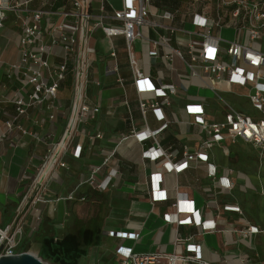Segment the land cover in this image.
<instances>
[{
    "label": "crops",
    "instance_id": "crops-1",
    "mask_svg": "<svg viewBox=\"0 0 264 264\" xmlns=\"http://www.w3.org/2000/svg\"><path fill=\"white\" fill-rule=\"evenodd\" d=\"M181 1L151 0V5L153 10L173 11ZM40 4L39 0L33 3L34 7ZM63 4L57 0L54 8ZM99 5V0H94L97 11ZM105 7L106 13L112 12L109 3ZM144 28L146 36H157L149 27ZM19 36L18 26L9 43L13 48L10 58L5 59L0 52L2 227L13 222L39 166L62 138L72 105L73 72L69 63L57 99H46L21 117L20 123L31 134L8 128L7 122L16 114V93L24 98L30 93L29 88L20 89L17 75L8 74L10 64L20 55ZM172 43L177 44L174 40ZM90 44L95 51L86 101L100 110L94 118L85 117L79 124L63 155L64 165L54 171L43 200L27 204L19 251H32L50 264H122L117 253L119 245L131 246L139 253L187 254L190 241L176 244V239L192 237V242L201 247L203 260L211 264H252L257 259L264 264V149L251 142L227 139L207 151L208 161L191 162L180 172L167 167L165 156L153 160L148 154L152 147L172 155V162L200 150L206 135L186 108L201 104L208 119L221 121L227 110L224 102L200 79L192 77L181 60L169 62L164 48L158 57H151V44L136 40V58L153 84L179 88L170 97V104L163 106V119L152 109L144 114L141 101L158 97L154 92L139 93L125 37H108L99 29ZM113 50L116 58L111 56ZM50 57L52 63L62 60L60 55ZM116 63L118 73L112 71ZM119 76L125 79L124 84ZM246 92L235 88L224 91L223 96L226 99L230 95L228 102L249 113L253 107ZM165 123L167 127L145 141L140 142L134 135L158 131ZM212 169L216 170L214 177L209 175ZM227 180L230 187L223 186ZM181 194L189 200L182 206L192 205L204 221H214L216 229L166 221ZM162 195L165 197H159ZM230 205L240 207L242 212L226 210ZM249 226L257 227L259 232L244 238L240 230ZM111 230L136 231L139 238L123 240L109 235Z\"/></svg>",
    "mask_w": 264,
    "mask_h": 264
},
{
    "label": "built area",
    "instance_id": "built-area-1",
    "mask_svg": "<svg viewBox=\"0 0 264 264\" xmlns=\"http://www.w3.org/2000/svg\"><path fill=\"white\" fill-rule=\"evenodd\" d=\"M34 1L0 0V33L10 18L9 13L20 27V55L10 64L8 74L10 77L18 76L22 83L20 89L30 90L27 98L16 93L13 99L16 114L7 126L31 134L20 123L21 117L46 99H57L69 63L73 72L72 105L62 138L49 149L39 166L13 222L6 227L0 226V255L21 252L19 245L24 233L27 204L43 200L54 171L64 165L63 155L79 124L85 117L94 118L100 110L86 101L89 68L95 51L90 40L99 29L108 37H125L133 80L139 93H156L158 100L141 101L144 114L152 109L163 119V106L170 104V97L179 88L174 84L159 87L153 84L136 58V40L151 44V57H158L162 47L169 62L181 60L191 76L200 79L204 87L225 104L227 110L221 121L208 119L201 104L188 105L187 112L195 116L196 123L206 135L200 150L186 153L180 161L172 162V155L162 148L152 147L148 154L153 160L165 156L167 167L180 172L191 162L208 161L207 151L227 139L251 142L264 149V0H191L184 13L180 9L153 10L151 0H120L119 8L113 5L114 0H99V12L93 7L94 0H62L63 6L56 9L57 0H39L41 4L38 7L32 6ZM105 3L111 5L112 12H105ZM107 19L111 22H106ZM187 24L194 29L187 30ZM144 27H149L157 36H146ZM225 30L231 31L232 37H224ZM172 40L177 44L174 45ZM56 55H60L62 60L52 63L50 56ZM111 56L116 58L117 53L113 50ZM112 71L118 73L117 63ZM118 80L124 84V78L119 76ZM235 88L247 91L246 96L257 114L245 113L224 98V91H234ZM167 125L165 123L158 131L146 130L134 135L142 142L157 135ZM209 175L216 176V170L212 169ZM223 186L230 187L229 180L224 181ZM31 193L36 194L33 199ZM182 202L189 203V200L181 194L173 205V212L166 215V221L178 225L194 224L206 230L216 229L214 221H204L199 210L192 205L184 207ZM225 209L242 212L238 206L230 205ZM258 232L255 226L240 230L244 238ZM109 235L123 240L139 238V233L127 230H111ZM192 239H176V244L190 241L187 254L139 253L127 245H119L117 253L122 257V264H211L203 260L201 247Z\"/></svg>",
    "mask_w": 264,
    "mask_h": 264
},
{
    "label": "rangeland",
    "instance_id": "rangeland-1",
    "mask_svg": "<svg viewBox=\"0 0 264 264\" xmlns=\"http://www.w3.org/2000/svg\"><path fill=\"white\" fill-rule=\"evenodd\" d=\"M190 1L191 0H182L181 1L182 3L180 2V5H179L180 7L178 9L181 10L180 11L181 13H184L187 10V7H188ZM113 5L115 6V8H119V7H121V1L120 0H114ZM9 15H10V17L12 16L11 13H9ZM4 25L5 26L0 33V52L1 53L3 52L2 57L4 56L5 59H8L13 54V48L12 47H11V49L9 48V43H10V40H12V37H14L15 33H17V31H18V22L16 21V19L14 17L12 20L10 18H8L5 21ZM185 27L187 30L194 29L193 26L190 24L185 25ZM144 32L147 33L146 28H144ZM231 34H232L231 31L225 30L223 33V36L230 38V37H232ZM230 97H231L230 95H227L226 99L230 98ZM249 113L254 114V109H251V111ZM252 264H262V262H260V260L257 259V260H253Z\"/></svg>",
    "mask_w": 264,
    "mask_h": 264
},
{
    "label": "water",
    "instance_id": "water-1",
    "mask_svg": "<svg viewBox=\"0 0 264 264\" xmlns=\"http://www.w3.org/2000/svg\"><path fill=\"white\" fill-rule=\"evenodd\" d=\"M0 264H50L32 251H23L13 255H0Z\"/></svg>",
    "mask_w": 264,
    "mask_h": 264
}]
</instances>
